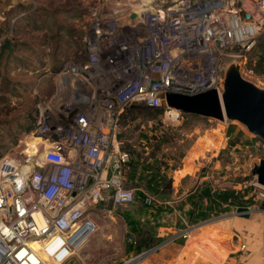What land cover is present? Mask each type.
<instances>
[{
  "label": "built area",
  "instance_id": "obj_1",
  "mask_svg": "<svg viewBox=\"0 0 264 264\" xmlns=\"http://www.w3.org/2000/svg\"><path fill=\"white\" fill-rule=\"evenodd\" d=\"M130 18L92 14L86 59H68L52 98L37 103L33 132L43 144L0 158V264H78L75 253L99 231L93 208L109 195L122 205L137 189L146 194L126 185L123 109L162 107L160 93L221 94L225 57L246 61L264 34V0H177L147 13L134 33ZM164 109L174 122L183 118ZM256 185L264 212V186Z\"/></svg>",
  "mask_w": 264,
  "mask_h": 264
},
{
  "label": "rangeland",
  "instance_id": "obj_2",
  "mask_svg": "<svg viewBox=\"0 0 264 264\" xmlns=\"http://www.w3.org/2000/svg\"><path fill=\"white\" fill-rule=\"evenodd\" d=\"M176 1L0 0V42L6 39L12 42L0 58V158L17 153L19 145L33 149L38 144V134L32 128L39 98L45 102L52 98L56 75L68 59H86L84 36L94 12L114 14L121 21L135 13L141 20L147 13ZM239 52L235 49L234 53ZM255 58L252 49L246 61L232 56L225 57V61L227 65L239 64L243 77L264 87V74L256 76L248 71V60ZM121 135L137 138L138 152L144 144H150V150L157 144L154 150L159 154V163L149 168L152 174L158 170L162 184L171 180V189L161 185L162 193H155L159 200L156 204H148L145 193L137 189L135 199L127 204H114L109 195L94 207L91 214L99 224V231L86 245L88 264H167L168 253L174 254L173 248L178 246H193L189 253L180 255L183 264H196L195 254L211 263L209 239L216 242L220 251V264H228L231 256L243 253L240 246L244 241L238 240L233 214L238 207L260 208L256 196L259 187L251 169L264 158L263 139L242 123L227 118L185 115L174 122L165 113L155 119L141 117ZM126 145L132 147L129 142ZM185 153L190 158L186 186H193L188 191L200 187L203 192L209 186L224 192L226 188L234 190L229 193L237 197L236 202L223 204L209 213L211 199L200 198V194L172 204L178 210V215L173 214L171 204L162 201L176 198L172 193L173 180ZM248 176L252 179L246 180ZM128 178L126 175V185L130 187ZM190 202L195 203L192 216L185 208ZM154 206L162 211L157 213ZM138 213H145L146 219L141 220ZM127 216L132 219L130 222ZM77 251L73 258L76 261L80 258Z\"/></svg>",
  "mask_w": 264,
  "mask_h": 264
},
{
  "label": "water",
  "instance_id": "obj_3",
  "mask_svg": "<svg viewBox=\"0 0 264 264\" xmlns=\"http://www.w3.org/2000/svg\"><path fill=\"white\" fill-rule=\"evenodd\" d=\"M135 16L133 13L132 17ZM159 96L164 108L168 106L183 113L238 121L264 140V87L243 77L239 64H228L221 94L216 89H209L196 95L160 93ZM251 173L256 177L257 183L264 186V158L254 164ZM259 211L250 207H238L233 216L249 218ZM146 254L147 252L141 256Z\"/></svg>",
  "mask_w": 264,
  "mask_h": 264
},
{
  "label": "trees",
  "instance_id": "obj_4",
  "mask_svg": "<svg viewBox=\"0 0 264 264\" xmlns=\"http://www.w3.org/2000/svg\"><path fill=\"white\" fill-rule=\"evenodd\" d=\"M11 45H12V42L8 39L4 40L3 42H0V58H2L5 55V52L10 48ZM252 49L255 51L256 58L253 60H248L247 62L248 70H252L253 74L256 76L262 75L264 74V34H262L256 39V42L254 46L251 48V50ZM163 113H165V109L163 107H153L146 103L134 102V103L127 105L123 109L120 115V119H119V123L121 127V133L119 135V138L122 140V148L128 151L131 156L129 162L126 165V175H128L129 177L128 179L130 181L132 180L131 182L132 184L135 183L134 178L137 177V183H135L137 184V187L140 188L141 186H143L146 192L145 195H150L152 197H155L156 192L158 194L162 193L161 191L163 190V188L162 187L160 188L161 185L163 186L167 185L169 187L168 189H171V184H172L171 180H169L168 183L165 185L162 184L160 180V175L158 174V170L156 173L152 174V170L149 168L150 165H154V163L156 164L159 163V161H157V159H159L158 158L159 154H157L156 150H154L157 144L152 150H150L151 148L150 144H146V145L144 144L141 152H138L137 143H136L137 138H131V139L123 138L121 134H122V131L127 126L137 121L139 118L144 117V118H149V119H155L156 117H159V115ZM182 115L183 116L185 115L197 116L196 114L183 113V112H182ZM35 126H36V122L33 124L32 131H34ZM156 141H158V143H161L159 142L160 141L159 138H157ZM126 142H129L131 144L130 146L132 147L130 148L127 147ZM159 146L160 145L158 144V147ZM250 179H252V176H248L246 180H250ZM205 187L207 188L203 192H201L200 187H197L195 190L191 191L186 197L187 198L195 197V196L202 194L200 195V198H207V197L210 198L212 208L209 209L210 211L208 210L209 213H211L212 210L215 211L216 210L215 208L222 207L223 204L227 206L232 205V203L236 202L237 200V197H235L233 193H229L234 190H228L225 188L224 192H220L222 190H218L216 189V187L215 189L209 188V186H205ZM214 192H217V193L212 194ZM153 202L154 204H156L155 199H153ZM154 207L156 208L157 213L158 212L160 213V211H162V208H158L157 206H154ZM193 207H195V203L192 204V202H190L189 204H187L186 211L189 213L190 216L194 215V211H193L194 209H192ZM129 217L130 216H127L128 222L132 220ZM171 252H169V254L173 255L171 254ZM140 253H142V251Z\"/></svg>",
  "mask_w": 264,
  "mask_h": 264
},
{
  "label": "crops",
  "instance_id": "obj_5",
  "mask_svg": "<svg viewBox=\"0 0 264 264\" xmlns=\"http://www.w3.org/2000/svg\"><path fill=\"white\" fill-rule=\"evenodd\" d=\"M189 161H190V158L185 153L176 166V171H175L174 180H173V192H172L173 197H176V198L166 199V200L161 199L163 200L162 202H165L166 204H171L172 213L175 215H178V210L175 209V207H173L172 204H176L180 201L186 200L187 198L186 196L191 192L188 190H190L193 187V186L192 187L186 186L187 180L190 177L189 176L190 175L189 174V171H190ZM134 182L137 183V177L134 178ZM135 183H133L130 187L139 188L137 187V184ZM193 190L194 189H192V191ZM184 192L186 193L183 194ZM153 199H155L156 202H159L157 197H152V200ZM162 202L160 201V203ZM185 208L187 207L185 206ZM144 214L145 213L139 214L140 215L139 217L141 220L146 219ZM234 229H236V232L238 234V237H239L238 240L242 241L243 239L244 242L243 241L242 242L246 244L247 248L246 250L243 251V253L241 252L240 254L231 256V258L228 259V264H264V213L256 212V213L251 214L249 218L236 216L234 220ZM210 241L211 239H209V243L207 245H208V249L211 250L212 256H213L211 263H205V261L201 259V257H198V255L196 254L195 255L192 254L195 258L196 264H220L221 262L220 251L217 250L216 248V242L213 243ZM86 245L82 249L79 250L80 258L77 261L78 264H88L87 260L85 259L87 258V256L85 255ZM192 247L193 246L191 247L190 246H186V247L178 246V247L173 248L174 254L170 255L168 253L167 259H169L168 260L169 263L167 264H176L177 262L179 264H183L184 260L180 255L182 253L183 254L189 253L188 252L190 251L189 248H192ZM191 253L192 252H190V254ZM208 254H211V253L209 252ZM181 261L183 262L181 263Z\"/></svg>",
  "mask_w": 264,
  "mask_h": 264
},
{
  "label": "bare ground",
  "instance_id": "obj_6",
  "mask_svg": "<svg viewBox=\"0 0 264 264\" xmlns=\"http://www.w3.org/2000/svg\"><path fill=\"white\" fill-rule=\"evenodd\" d=\"M147 9V8H146ZM138 12H140V10H138ZM131 18H130V20H131V22L133 23H131L132 25V27H131V31H132V33H134L135 31H137L138 32V29L139 30H141V26H140V23H141V21L138 19L140 16L139 15H136L135 17H132V16H130ZM136 20V21H135ZM128 22V21H127ZM130 23V22H129ZM126 24V23H125ZM137 29V30H136ZM174 116H176V113H177V111L176 110H174ZM38 139H39V142H38V144L37 145H39V144H43V142H42V139L41 138H39L38 137ZM37 145H35L34 147H33V149H29L32 153H34L35 152V150L37 149ZM83 247H81L80 249H82ZM79 249V250H80Z\"/></svg>",
  "mask_w": 264,
  "mask_h": 264
}]
</instances>
